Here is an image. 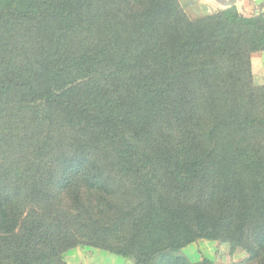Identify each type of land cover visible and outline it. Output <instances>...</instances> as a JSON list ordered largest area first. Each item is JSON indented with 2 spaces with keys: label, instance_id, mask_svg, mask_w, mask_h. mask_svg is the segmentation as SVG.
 Segmentation results:
<instances>
[{
  "label": "trees",
  "instance_id": "trees-1",
  "mask_svg": "<svg viewBox=\"0 0 264 264\" xmlns=\"http://www.w3.org/2000/svg\"><path fill=\"white\" fill-rule=\"evenodd\" d=\"M102 1L0 0V99L45 109L30 115L34 166L0 182V225L13 235V199H48L59 173L78 211L75 232L92 246L137 264H214L192 261L183 248L246 240L244 262L264 264V115L254 113L246 84L248 54L264 47V12L234 6L189 18L178 0H136L122 14ZM22 21L39 34L33 59ZM252 89L264 100V86ZM164 112L193 120L196 133L188 131L180 155L153 157L134 137L150 114ZM68 130L73 153L48 151L49 135ZM108 167L134 186L132 196L97 195L107 190ZM184 175L200 178L198 200L168 190L166 180Z\"/></svg>",
  "mask_w": 264,
  "mask_h": 264
},
{
  "label": "rangeland",
  "instance_id": "rangeland-1",
  "mask_svg": "<svg viewBox=\"0 0 264 264\" xmlns=\"http://www.w3.org/2000/svg\"><path fill=\"white\" fill-rule=\"evenodd\" d=\"M38 1L43 4L41 7H44L46 2L50 0ZM107 1H102L104 10L108 9V6L113 5L122 14L128 9L135 8L137 4L136 0H112L113 2L110 0L108 1L110 4L105 7L104 4ZM178 2L189 18L203 16L189 7V1L178 0ZM234 6L231 5L209 14L226 10L233 12ZM2 11L4 14L9 15L5 8H2ZM261 12L247 16H255ZM1 22L2 20H0V25ZM28 22H21L23 23V29L20 30V34L23 39L30 41L31 49L29 55L31 54L30 58L32 57L33 59V55H35L33 49L38 46L37 37H39V34L33 26L35 23L33 25L26 24ZM25 29L33 33V35H30ZM91 40L92 38L89 39V41ZM248 57L251 63L252 78L247 77L246 84L250 88V92L255 94L254 103L256 110L254 113L264 115V100L261 98L260 93L252 89L255 86H264V47L250 52ZM42 110V107L36 106L33 112L28 107L18 105L16 101H3L0 99V182L13 180L18 168L23 172L27 167L32 168L34 166V161L36 160L34 157V146L31 144V140L28 139L29 137L26 136L32 135L35 126L34 122L31 123L30 115L37 111H39V115H42L45 109ZM153 111L156 110L153 109ZM154 116H156L155 113L150 114L151 118L146 121V125L143 127L144 132L141 135L133 136L134 140H137V142L134 141L137 148L141 151H148L153 157L157 156L159 158L165 155L174 157L177 153L180 155L191 144L188 131L191 130L196 133V129L192 124L194 121L176 120L167 112L161 115V119H155ZM66 126L69 127V125ZM70 133L71 131L68 130L66 134L49 135L52 139L50 138L47 150L55 152L58 147L64 145L66 148L59 149V151L73 153L70 152L72 149L69 146L73 137ZM105 176L108 183L106 186L107 190H101L97 195L105 192L110 198L121 200L126 199L128 195L132 196L133 192L130 193V191L134 190V186L131 183L126 186L127 180H125L124 187L121 183L120 175L116 174L114 168H106ZM59 179L60 174L58 173V176L56 174L51 183V192L48 199L33 201L27 196V192L23 193L22 199L20 196L13 199V206L18 213V223L13 235L6 232L5 228L0 225L1 264H106L105 255L112 252L88 244L87 240H83L75 232L79 222L78 211L71 205V201L66 194L59 189ZM170 179L169 183L167 180L166 183L168 184V190L172 192L173 198L178 194L181 197L190 196L194 200H198L201 197L202 182L200 178L184 175L179 178L172 176ZM0 187H2V184H0ZM88 201L91 200L88 199ZM83 214L87 215L86 213ZM32 226L36 227L35 231L40 230V232H36L32 238H28L27 235ZM130 229H135L133 223L130 224ZM74 235L78 238L75 239ZM246 236L247 234L245 233ZM245 241L242 240L231 245L221 239H199L195 242L197 245L193 243V246H190L191 248H187L186 254L189 258L191 255L193 258L195 254L197 257L202 255L201 257L205 258V254L208 253V255L219 258V261H222L221 264H259L258 260L249 263L232 261L233 257L239 258L241 255H248L245 249ZM129 258L135 261V256Z\"/></svg>",
  "mask_w": 264,
  "mask_h": 264
},
{
  "label": "crops",
  "instance_id": "crops-1",
  "mask_svg": "<svg viewBox=\"0 0 264 264\" xmlns=\"http://www.w3.org/2000/svg\"><path fill=\"white\" fill-rule=\"evenodd\" d=\"M187 1H189L188 5L194 12L202 15H206L214 11L224 9L231 5H235L238 8V10L244 15H253V14H257L258 12L264 11V0H187ZM194 244L197 245V243L195 242ZM190 246H193V243L192 245L189 244L188 247L186 246L184 248L185 253L187 252V248H189ZM205 255H206L205 257L211 259L214 262V264H221L222 262V261L220 262L219 261L220 259L219 258L217 259L216 256L214 257L212 255H208V253ZM191 256L190 259L192 261H199L203 259V257H201L202 255H199V257H197V255L195 254L193 258ZM247 256L248 255L245 254V255H241V257L239 258L233 257L232 261L239 263L244 261L247 258ZM105 262L106 264H137L128 257H124L114 253L106 254Z\"/></svg>",
  "mask_w": 264,
  "mask_h": 264
}]
</instances>
